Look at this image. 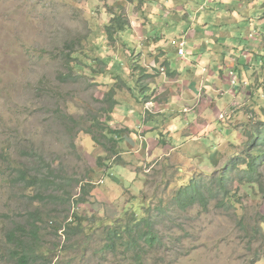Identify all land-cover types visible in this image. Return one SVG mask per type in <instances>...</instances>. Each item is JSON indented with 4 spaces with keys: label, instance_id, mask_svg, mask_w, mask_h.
<instances>
[{
    "label": "rangeland",
    "instance_id": "374dc122",
    "mask_svg": "<svg viewBox=\"0 0 264 264\" xmlns=\"http://www.w3.org/2000/svg\"><path fill=\"white\" fill-rule=\"evenodd\" d=\"M121 12L131 25L108 38L106 25ZM175 39L185 42L186 57ZM263 49L264 0H0V264H137L125 244L105 246L102 226L149 208L161 217L157 243L142 244L145 264H264L257 183L235 182L238 202L229 210L215 200L208 210L199 204L181 210L173 202L182 185L222 174L250 139L246 131L264 118ZM65 54L85 62L75 72L82 74L78 82L58 78L69 70ZM96 55L109 62L107 71L92 61ZM212 70L225 72L208 87L224 105L207 104L202 91L192 100L175 98L183 92L167 72ZM111 89L118 104L108 120L100 100ZM151 102H175L178 109L165 113ZM63 112L79 122L74 131ZM175 115L189 118L170 136L165 120ZM93 120L123 130L117 154L82 129ZM18 168L37 177L35 186L15 180ZM55 174L64 177L63 189ZM82 180L94 188L87 202L76 203ZM161 201L168 212L155 209ZM30 214L41 228L40 257L21 263L16 243H32L29 234L12 235L28 227Z\"/></svg>",
    "mask_w": 264,
    "mask_h": 264
},
{
    "label": "trees",
    "instance_id": "16d2710c",
    "mask_svg": "<svg viewBox=\"0 0 264 264\" xmlns=\"http://www.w3.org/2000/svg\"><path fill=\"white\" fill-rule=\"evenodd\" d=\"M129 18L126 16L125 12H121L112 17L110 22L106 25L105 34L108 38L114 39L118 32H124L130 26ZM157 36V35H156ZM73 52V51H72ZM74 53V52H73ZM73 61H76L74 64ZM92 61L98 62V65L101 67L100 72H105L106 65L109 64L99 55L93 56ZM63 62L65 67H68V73H62L58 75V78L64 82H78L82 77V74L75 73L78 72V68H83L84 60L73 54H65L63 57ZM115 89H111L107 92L106 96L101 99L102 103H105L106 106L101 107V111L105 113V117L110 120L111 114L114 112L115 106L118 104L117 99L115 98ZM264 114V107H263ZM62 118L67 120V127L70 131H74L79 125V122L75 124L72 123V116L67 113L62 114ZM92 119H95L92 116ZM96 128V129H94ZM87 133L91 134L93 140L106 149L109 154L112 156L118 153L117 145L122 139L123 130L112 128L110 126H103L102 123H99V120H93L92 124L87 128H82ZM250 133V139L247 142H244V149L241 152H238L233 156L231 162L227 167L224 168L223 173L220 175H213L207 181H192L186 185H182L174 198V205L181 210H186L192 208L193 206L199 204L208 210L211 201L215 200L214 206L216 208H222L224 210H229L236 208L237 201V191L231 188L235 182L240 184L245 182L257 183L259 186L260 193L264 196V173L262 172L264 165V118L255 121L251 128L246 131ZM74 137V136H73ZM33 149V147L31 148ZM28 153V152H26ZM101 163V162H100ZM105 166H108V162H103ZM100 166H103L101 163ZM15 172L16 181H27L29 187L35 186V181L37 177L27 178L29 171L24 168H18L13 170ZM236 173H239L237 176ZM56 177L60 178V182L55 184L59 189H63L66 184L64 177L58 174H55ZM48 175L45 178V182L48 181ZM40 181H44V177L40 178ZM56 183V181H54ZM68 184V182H67ZM82 188V194L79 198L76 199V203L87 202L88 196L90 195L91 190L94 188L93 185L83 183V180L80 181ZM232 189V190H231ZM240 201V198H239ZM167 204L161 201V205L156 206L158 212H168ZM151 208L144 211V214L138 217L137 213L134 211L125 222L122 220H115L112 223L105 224L102 226V231L105 233V246L110 250H115L117 245L125 244L126 249L133 253L137 264H145V252L142 248L143 242L145 244L155 245L158 241V233L156 231L157 225L160 223L157 219L161 216L155 215L151 212ZM37 213V212H36ZM33 214H30L26 218V222L29 223L27 228L20 227L15 230V233L12 235V238H19L23 235H28V238L31 240L32 245H25L23 243L17 242V247L20 249L23 254L17 258L21 263H29V258L38 260V238L40 234V227L35 226L31 221ZM38 220L39 217H36ZM260 222L264 223V216L260 217ZM74 220L72 219L71 222ZM76 220L72 224L76 229H79V224H75ZM69 224V227H71ZM60 227L57 228V230ZM254 231V236L258 231V228H252ZM253 236V235H250ZM25 245V246H24ZM24 246V247H22ZM19 250L12 252V255L15 256ZM27 251V252H26ZM28 251L31 253L29 254ZM20 252V251H19Z\"/></svg>",
    "mask_w": 264,
    "mask_h": 264
},
{
    "label": "crops",
    "instance_id": "0c3cea01",
    "mask_svg": "<svg viewBox=\"0 0 264 264\" xmlns=\"http://www.w3.org/2000/svg\"><path fill=\"white\" fill-rule=\"evenodd\" d=\"M190 25V22H188L187 24H185L184 29L185 31L188 30ZM203 49H205L203 46H201ZM189 52V51H188ZM261 53H264V49L262 50ZM201 54V51H199L198 55ZM216 52H213L210 56H208L206 59L208 61H213V59L216 56ZM198 55L196 57H198ZM196 63V62H195ZM198 64V62L196 63ZM193 65V64H192ZM193 67V66H191ZM217 66L214 67V69H216ZM198 68V67H197ZM195 69V67H194ZM213 71V70H212ZM225 72H167V75L169 77H171L170 79L172 81L178 82L176 87H180V90L178 91H182L183 95L179 96V94H175V98H186L188 97L189 100H192L194 98L193 92L194 91H198L197 93V97L199 96V93H204L206 95V97H201L204 99V102H206L207 104L211 105V103H215V108L218 109L220 106L224 105L225 103V99L224 97L220 98L219 96H217V100H215L211 94H209V89L208 87H215L218 84V80L219 77L224 74ZM245 78V76H244ZM224 90L225 91H231V89H227L226 86H224ZM204 88H206V90L204 91ZM197 89V90H196ZM191 96H190V95ZM226 94V93H225ZM158 99V98H157ZM152 104H158V106H160V109H164L166 110L165 113H169L172 114V112L174 110H177L178 107L176 108L175 102H169V103H157V102H151ZM185 106L189 105V107L191 106V104L185 102ZM193 106V105H192ZM186 110V109H184ZM167 114H165L166 116ZM189 117L192 114H188ZM188 116L186 117V119H183V117L175 115L174 117H170L167 120H165L166 125L167 126V132H169L170 136H175L177 134L180 133L181 129L183 128L184 125L187 124V119L189 118ZM216 129L217 126L215 127V134H216ZM223 137V136H222ZM153 138V137H151ZM151 144L148 142V151L151 148ZM148 154H152V152H148Z\"/></svg>",
    "mask_w": 264,
    "mask_h": 264
},
{
    "label": "clouds",
    "instance_id": "9594fccd",
    "mask_svg": "<svg viewBox=\"0 0 264 264\" xmlns=\"http://www.w3.org/2000/svg\"><path fill=\"white\" fill-rule=\"evenodd\" d=\"M174 41V43H175V45H176V48H177V52H178V54L179 55H181L182 57H186L187 56V54H189L188 53V50L186 49V45H185V42L184 41H181V40H173ZM181 43H184L183 44V50H184V54H181V52H180V48H181ZM166 65L167 66H169V64L168 63H166ZM172 73H175V72H172ZM147 102H149L150 100L148 99V100H146Z\"/></svg>",
    "mask_w": 264,
    "mask_h": 264
},
{
    "label": "built area",
    "instance_id": "2783aa9c",
    "mask_svg": "<svg viewBox=\"0 0 264 264\" xmlns=\"http://www.w3.org/2000/svg\"><path fill=\"white\" fill-rule=\"evenodd\" d=\"M183 44H184V43H181V44H180V45H181V48H180V52H181V54H184Z\"/></svg>",
    "mask_w": 264,
    "mask_h": 264
}]
</instances>
